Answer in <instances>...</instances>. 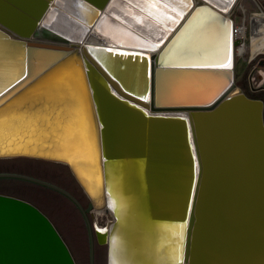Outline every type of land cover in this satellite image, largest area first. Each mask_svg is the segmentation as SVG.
<instances>
[{
    "label": "water",
    "instance_id": "water-1",
    "mask_svg": "<svg viewBox=\"0 0 264 264\" xmlns=\"http://www.w3.org/2000/svg\"><path fill=\"white\" fill-rule=\"evenodd\" d=\"M159 1L171 9L183 12V17L161 45L155 50L150 48L153 52L162 48L190 13L179 29L182 30L198 9H207L221 20L227 30L229 28L226 12L213 3L204 4L206 0ZM109 2L0 0V30L7 37L10 36L11 45L23 46L26 63L25 74L3 89L0 87V109L11 108L16 97L35 85L38 79L57 64L81 67V64L77 65L79 60V63L75 60L79 59L81 51L73 46L85 38ZM102 19L137 34V37L150 39L143 32L124 24L123 20L112 13ZM142 40L146 45L149 44L147 40ZM236 44L233 41L232 47ZM259 56H264V53H259L249 62L240 81L236 82L247 95L236 93L221 97L223 91L210 103L221 97L212 106L204 103L158 105L191 110L189 119L182 115L144 113L136 103L115 93L113 87L126 95L109 72L91 61L88 64V75L95 91L99 115L100 143L96 146L95 156L98 165L100 161L103 165L106 205L108 162H134L144 158L159 165L176 167L185 173L195 171L191 204L177 264H248L255 258L259 260L258 264L264 263V103L256 99L264 95V89L251 91L247 77L248 68ZM136 59L138 73L143 71L145 76L147 58ZM160 61L162 63L156 69L155 63L152 65L150 90H153L155 71L158 68L203 69L199 66H221L200 63L164 64L163 60ZM186 65L194 66L184 67ZM225 70H231L233 81L234 68ZM141 90H145V86L140 88L139 85L135 91L140 93ZM128 96L141 103L145 102ZM111 112L119 118L118 123L109 120ZM23 141L15 137L0 139V158L28 157L63 163L69 167L90 199V207L95 205L83 177L79 176L68 160L26 150ZM0 179L22 180L55 192L67 200L84 226L89 264H106L107 244H97L91 215L71 192L52 182L22 173L0 172ZM112 222L117 223L115 218L108 224ZM0 264L77 263L62 235L45 213L27 200L0 193Z\"/></svg>",
    "mask_w": 264,
    "mask_h": 264
},
{
    "label": "bare ground",
    "instance_id": "bare-ground-1",
    "mask_svg": "<svg viewBox=\"0 0 264 264\" xmlns=\"http://www.w3.org/2000/svg\"><path fill=\"white\" fill-rule=\"evenodd\" d=\"M236 1L206 0L204 4L213 3L221 7L228 17ZM110 13L130 28L147 35L149 40L140 37L149 44L146 45L137 34L102 19ZM182 17L183 12L171 9L159 0H110L85 38L73 46L81 51L79 59H75L77 62L79 60L77 65L81 64V67L57 64L35 85L16 97L11 108L0 109L1 140L15 137L24 140L26 150L68 160L79 176L83 177L95 201L93 216H112L107 223L101 225L96 222L93 226L96 241L107 244V264H177L191 204L195 171L185 173L176 167L159 165L144 158L134 162H108L106 205L103 165L101 161L98 165L95 156L96 146L100 143L99 115L95 91L88 75L89 62L109 72L126 95L111 84L115 93L136 103L148 115H182L189 119L191 110L158 105L210 104L223 91L221 97L239 93L232 92L235 89V72L232 81L231 70H225L233 67L235 71L236 48L234 45L232 47L235 36H232L231 42L232 17H228L227 30L221 20L207 9H198L182 30L179 31L184 20L161 49L152 51L162 44ZM251 17L250 34L246 20L238 34L246 39L249 36L254 49L264 51V12H256ZM249 46L247 43L240 44L238 52L244 54ZM101 51L104 53H99ZM137 57L147 58L146 77L143 71L140 74L137 71ZM160 59L164 64L227 66L158 68L153 90H150L152 65L155 63V69L159 67L162 63ZM25 64L23 46L11 45L10 36L7 37L0 30V87L3 89L25 74ZM102 81L107 84L105 79L102 78ZM139 85L140 88L145 86V90L136 93ZM128 95L145 102L141 103ZM109 120L118 123L119 118L111 112ZM114 218L117 223L108 224ZM258 261L255 258L248 264H258Z\"/></svg>",
    "mask_w": 264,
    "mask_h": 264
},
{
    "label": "rangeland",
    "instance_id": "rangeland-1",
    "mask_svg": "<svg viewBox=\"0 0 264 264\" xmlns=\"http://www.w3.org/2000/svg\"><path fill=\"white\" fill-rule=\"evenodd\" d=\"M263 9L264 0H237L229 11L228 17L234 18L236 23L240 25L239 27L246 20L249 35L252 26V14L264 12ZM239 37L241 40H238L237 55L235 57V69H237L235 72V82L240 81L249 62L259 53H264V51L258 50V52L254 49L253 41L249 36L247 39L240 35ZM244 42L250 46L244 54H241L238 50L240 44L242 45ZM248 70L247 77L250 90L259 91V89H264V56H259L255 63L250 65ZM236 84L232 92L245 93L243 88L239 84ZM0 172L31 175L66 189L81 202L87 213H90L93 226L96 222L103 225L112 217L109 214H97L96 218L93 217L90 199L72 175L69 167L63 163L28 157L0 158ZM0 193L22 198L37 206L49 217L60 232L69 246L76 263L89 264L88 240L84 226L73 207L62 196L43 187L22 180L12 179H0ZM98 245L102 244L99 243Z\"/></svg>",
    "mask_w": 264,
    "mask_h": 264
},
{
    "label": "built area",
    "instance_id": "built-area-1",
    "mask_svg": "<svg viewBox=\"0 0 264 264\" xmlns=\"http://www.w3.org/2000/svg\"><path fill=\"white\" fill-rule=\"evenodd\" d=\"M233 20H234V18H233ZM239 30H240V27L236 23V21L234 20V24H233V28H232V34H234V35H232V36H235L234 37L235 42H238L239 39L241 40V38L239 37V34H238ZM245 43L246 42H244L242 45H244ZM235 48H236V55H237V49H238L237 44L235 45Z\"/></svg>",
    "mask_w": 264,
    "mask_h": 264
},
{
    "label": "flooded vegetation",
    "instance_id": "flooded-vegetation-1",
    "mask_svg": "<svg viewBox=\"0 0 264 264\" xmlns=\"http://www.w3.org/2000/svg\"><path fill=\"white\" fill-rule=\"evenodd\" d=\"M236 70L237 69H235V72H236ZM236 79H237V77H236ZM235 84H236V82H235ZM237 85V84H236ZM259 90H262V89H259ZM262 94H264V93H262ZM249 97H251V96H249ZM253 98V97H252ZM256 99H260V100H262L263 101V103H264V95H262L261 96V98H256ZM263 119H264V111H263ZM92 211H94V210H92ZM94 217V216H93ZM95 218V217H94ZM96 240V239H95ZM98 244H99V241L97 240L96 241ZM101 244V243H100ZM102 245H105V244H102Z\"/></svg>",
    "mask_w": 264,
    "mask_h": 264
},
{
    "label": "snow or ice",
    "instance_id": "snow-or-ice-1",
    "mask_svg": "<svg viewBox=\"0 0 264 264\" xmlns=\"http://www.w3.org/2000/svg\"><path fill=\"white\" fill-rule=\"evenodd\" d=\"M221 66H223V67H226L227 65H226V64H224V65H221Z\"/></svg>",
    "mask_w": 264,
    "mask_h": 264
}]
</instances>
